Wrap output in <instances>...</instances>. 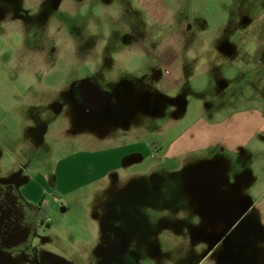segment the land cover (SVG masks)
<instances>
[{
    "label": "rangeland",
    "instance_id": "1",
    "mask_svg": "<svg viewBox=\"0 0 264 264\" xmlns=\"http://www.w3.org/2000/svg\"><path fill=\"white\" fill-rule=\"evenodd\" d=\"M75 80L106 101L79 110ZM238 108L264 113V0H0V184L47 208L33 261L0 264H264V131L152 165L198 115ZM133 140L152 152L141 171L97 177L93 155Z\"/></svg>",
    "mask_w": 264,
    "mask_h": 264
},
{
    "label": "crops",
    "instance_id": "2",
    "mask_svg": "<svg viewBox=\"0 0 264 264\" xmlns=\"http://www.w3.org/2000/svg\"><path fill=\"white\" fill-rule=\"evenodd\" d=\"M170 54L166 60L177 58L178 52L170 49L165 53ZM170 61L165 62V66H169ZM178 65L173 68V73L166 72V76L161 81V88L167 91L169 86L173 84L172 80L178 77ZM175 73V74H174ZM175 85V84H174ZM204 117L198 115L190 124L184 127L181 132L169 139L165 144H159V149L163 151L161 158L156 157L152 165L157 166L159 161L187 160L192 154L200 153L204 150L216 147L221 151H239L258 131H264V113L257 108L233 109L223 119L214 120V117ZM179 125V121L173 124ZM163 132V131H162ZM141 152L142 156L134 161H126L129 154ZM152 157L150 149L138 140L128 142L127 145L121 144L113 146L110 149L99 151L93 155L96 162L95 166L100 174L97 177H106L109 173L124 170L127 173L141 171V165L145 158ZM85 182H81L84 185ZM62 183L65 186L70 185V179H64ZM70 192V190H69ZM26 199L36 202L40 197L26 190Z\"/></svg>",
    "mask_w": 264,
    "mask_h": 264
},
{
    "label": "flooded vegetation",
    "instance_id": "3",
    "mask_svg": "<svg viewBox=\"0 0 264 264\" xmlns=\"http://www.w3.org/2000/svg\"><path fill=\"white\" fill-rule=\"evenodd\" d=\"M26 37L30 38L31 36L26 35ZM31 39H33V37ZM43 44H45L47 47V53L45 56L43 54L40 55L42 52L41 49H44ZM59 46L60 41L52 37L51 40L47 39L46 42L42 44H36L35 46L33 45L31 48L36 50L38 53V55H36L38 62L43 61L46 64H54L55 60L57 59ZM38 79H42V74L38 73ZM78 82V80H75L72 83L70 97L72 101L75 102L79 110L86 112L106 101L107 97L104 94L103 95L105 96V99L102 100V96L95 92L94 87L96 86H93L92 84H84L82 86L81 84L79 85ZM78 103L80 106H78ZM55 109L60 111L62 108L60 105L56 104ZM14 183V181H11L7 184H0V251L8 253L13 249L20 248L24 254L31 261H33L31 237L34 233V230L36 231L41 226L40 224H42L44 221L43 216L47 209L43 204V198L45 194L40 196V200L36 202L30 201L28 199L27 200L29 202H26L25 193L27 190V184H24L21 187V190L18 191ZM21 231H25L23 240L17 244L7 247L6 244L12 240V237Z\"/></svg>",
    "mask_w": 264,
    "mask_h": 264
},
{
    "label": "water",
    "instance_id": "4",
    "mask_svg": "<svg viewBox=\"0 0 264 264\" xmlns=\"http://www.w3.org/2000/svg\"><path fill=\"white\" fill-rule=\"evenodd\" d=\"M94 89H95V92H96V93H98L99 95L102 96V100H104V99H105V96H104L103 94H101V92H100L96 87H94ZM24 232H25V231H21L20 233H18V234L15 235L14 237H12V240H10V241L6 244V246H7V247L12 246V245H14V244H17V243L20 242L21 240H23V238H24ZM13 239H14V240H13Z\"/></svg>",
    "mask_w": 264,
    "mask_h": 264
}]
</instances>
